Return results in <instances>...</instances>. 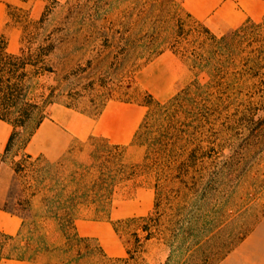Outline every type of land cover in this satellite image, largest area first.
I'll return each mask as SVG.
<instances>
[{"label":"rangeland","instance_id":"rangeland-1","mask_svg":"<svg viewBox=\"0 0 264 264\" xmlns=\"http://www.w3.org/2000/svg\"><path fill=\"white\" fill-rule=\"evenodd\" d=\"M2 1L9 50L48 51L33 58L29 85L43 122L28 142L29 129H18L8 152L10 124L1 136V208L22 226L0 231V264H223L264 234V13L237 27L218 15L213 27L206 14L238 0ZM242 28L233 45L260 64L230 66L247 72L243 93L194 94V179L166 185L154 212L155 177L136 137L150 95L165 103L196 78L207 82L212 36ZM153 212L146 239L142 217Z\"/></svg>","mask_w":264,"mask_h":264},{"label":"trees","instance_id":"trees-1","mask_svg":"<svg viewBox=\"0 0 264 264\" xmlns=\"http://www.w3.org/2000/svg\"><path fill=\"white\" fill-rule=\"evenodd\" d=\"M243 30L245 28L236 30L229 35H223L220 39H217L215 35L212 36L214 44L209 50L212 58L209 57L208 61H214V66L207 82L202 84L196 78L192 84L165 103L155 100L150 95L149 103L152 108L140 124L136 137L145 146L143 165L147 169H151L155 177L154 212L160 208L166 185L184 184L185 180L183 179L190 175L194 179V94L202 96L212 93L221 96L222 92L243 93L247 72L242 69H229L230 66L235 64V60L243 62L244 58L254 64H260L254 56H243L241 46L233 45ZM46 49L48 51V48H39L38 52L34 54L30 50L27 52L22 48L20 53H13L9 50L6 37L0 34V120L7 122L13 128L5 152L9 151L18 129H29L26 139L28 142L45 118L39 105L32 103V99L29 98V85L32 81V66H37L33 58L39 59L44 56ZM223 68H227V70H223ZM50 71L52 68L45 67L42 71L35 69L34 75L38 76ZM248 73L252 77L256 76V72ZM221 104L222 101H218V105ZM181 125L187 126V128L184 129ZM182 132L187 134L184 135ZM189 147L192 148L186 152ZM2 161L3 154L0 152V165ZM161 180L164 181L163 184H161ZM154 212L147 217H142L141 229L146 233V239L153 237L152 228L157 227L159 222V217L154 215ZM190 231L192 228L189 226L188 229L183 230V233L191 235ZM179 234H176L172 229L170 239H175ZM186 235L183 236L184 242L188 239ZM183 247L184 245L178 247V250Z\"/></svg>","mask_w":264,"mask_h":264},{"label":"crops","instance_id":"crops-1","mask_svg":"<svg viewBox=\"0 0 264 264\" xmlns=\"http://www.w3.org/2000/svg\"><path fill=\"white\" fill-rule=\"evenodd\" d=\"M4 2L0 0V9L3 10ZM226 10L229 12L219 10L206 14L207 21L215 26L214 19L219 15L223 19V24L237 27L248 18H258L264 13V0H238V4L228 2L225 4ZM220 11L221 15L218 14ZM225 12V13H224ZM225 21V22H224ZM7 122L0 120V144L1 136L9 135ZM6 140L1 144V147L6 146ZM9 188V177L3 173L2 164L0 165V231L8 234H14L19 231L22 226V220L17 215L11 214L2 209L1 206L6 201ZM26 264H36L34 261ZM223 264H264V234L254 232L248 236L244 242L236 249L230 252L225 258Z\"/></svg>","mask_w":264,"mask_h":264}]
</instances>
